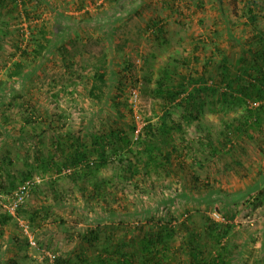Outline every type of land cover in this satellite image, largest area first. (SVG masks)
Here are the masks:
<instances>
[{
  "label": "rangeland",
  "instance_id": "1",
  "mask_svg": "<svg viewBox=\"0 0 264 264\" xmlns=\"http://www.w3.org/2000/svg\"><path fill=\"white\" fill-rule=\"evenodd\" d=\"M249 2L17 0L15 7L14 0H0V97L6 94L0 104V197L7 205L3 208L9 210L19 191L27 192L20 217L15 211L0 235V254L12 255L14 239L22 242L27 236L30 246L22 252L23 264H46L45 256L54 252L68 253L75 262L78 234L93 223L101 220L102 242L110 233L116 241L128 240L129 229L148 213L168 217L162 209L166 206L178 214L190 208L191 221L200 229L207 216L231 224L229 245L245 239L250 261H264V195L259 191L264 181V134L249 129L253 137L244 133L243 146L228 145L218 154H212L210 146L223 138L226 124L244 122L256 104H228L220 95H206L199 119L192 120L180 99L165 104L156 92L162 73L173 64L197 77L207 60L209 69L218 65L222 53L236 65L243 47L233 45L231 38H250L264 30V16L255 28L248 24ZM43 30L56 45L37 59L22 54L26 44L31 48L36 40L46 42ZM103 54L109 61L107 80L92 94ZM20 59L24 74L12 77ZM32 70L23 86L24 75ZM131 88L137 90V99ZM165 109L176 125L172 141L192 164L183 174L185 183L173 172L163 177L154 168L151 180L127 179L124 158L133 154L126 149L115 152L109 145L108 163L94 175L107 180L105 192L89 196L92 177H82L83 168L64 163L75 143L90 144L92 134L104 137L111 130L135 141L139 130L131 125L140 129L155 122ZM96 148H87L92 151L83 165L89 172L99 160ZM109 207L117 209L118 216L109 213ZM183 236L184 232L176 235L174 248ZM85 250L95 255L100 247Z\"/></svg>",
  "mask_w": 264,
  "mask_h": 264
},
{
  "label": "trees",
  "instance_id": "2",
  "mask_svg": "<svg viewBox=\"0 0 264 264\" xmlns=\"http://www.w3.org/2000/svg\"><path fill=\"white\" fill-rule=\"evenodd\" d=\"M14 2L15 7H18L19 2L17 3V0ZM247 10L249 13L248 24L255 28L260 17L264 16V0H250ZM44 33L45 30L41 35L46 40L45 43L36 40L37 44L31 48L26 44L20 52L24 55L31 54L33 59H37L43 55L44 50H50L56 44L47 39ZM253 35V37L245 39L231 38L233 45L243 47V56L234 66L230 63L228 56L222 53L218 65L214 68L209 69L205 66L210 63V60H207L206 64L203 65L205 71L199 77L185 71L184 66L182 72L181 70L178 71L177 66L173 64L165 69L159 79L156 88L158 95L164 99L165 104L180 99L185 103L188 119H199V114L205 107L206 95H220L222 101L228 104L236 100L244 105L251 102L256 104L249 108L244 122L237 126H233L231 123L226 124L222 131L223 138L218 141L219 143H210L212 154H218L224 150L223 147L228 145L243 146L240 140L243 139L244 133L253 137L249 129H257L259 133L264 134V30L257 31ZM194 58L198 59V56H194ZM112 61L114 64V59ZM186 63L188 64V62ZM15 66L11 76L19 78L24 74V60L20 59L15 62ZM108 67L109 61L106 59V54H103L101 62L98 63L94 72V79L97 83L90 90L92 94H95V90L100 88L98 83L106 82ZM127 67L129 65L125 68ZM186 68L190 69L189 67ZM32 73L33 70L24 75L23 86L30 79ZM5 95L0 97V104L5 100L3 99ZM175 126L174 123L170 122L169 111L165 109L157 121H149L142 125L135 141H132L127 135L123 136L118 130H111L104 137L92 134L90 144L75 143V147L66 155L64 163H66V167L83 168L81 170L82 177H92V188L89 190L91 197L102 196L105 192L107 180H98L97 176L94 175L101 169V166L108 163L109 145L112 146L110 149L115 152L126 149V152L133 154L124 158L126 161L124 177L127 179L132 180L137 176H143L144 179L151 180V169L154 168L163 177H170L169 174L173 172V175L184 184L186 177L183 174L190 170L192 164L183 159L182 155L185 153L183 150H179V146L172 141ZM131 129L137 130L136 124H132ZM134 142L136 145L132 147ZM88 145L96 146L99 153V160L93 164L94 167L92 166L91 172L87 170V166L83 165V163L89 162L87 155L92 151L87 150ZM134 147L139 150H134ZM11 185L13 187L16 183L13 182ZM84 188V185L80 187L82 194H84ZM260 188L259 191L264 195V181ZM54 194L57 192L54 191ZM171 199L175 204L174 197ZM162 209L166 210L168 217L158 215L155 217V212L152 214L149 211L150 213L143 216L144 220L143 218L140 219L132 229H129L131 232L128 240L116 241L115 236L110 233L102 242V229L104 228L101 226V220L98 223H93L89 229L78 234L80 250L75 253V262L70 260L68 253L57 255L54 252L45 256V263L49 264L51 261V264H73L77 262V264H233L236 262L233 260L237 259L238 262L235 264H264V261L259 257L250 261L244 252L246 246L244 247L243 243L247 242L244 241L245 239L236 242L234 246L229 245L230 231L233 228L231 224H224L207 216L204 227L200 229L191 221L193 216L190 208L186 209L184 213L179 212V214L169 210L166 206ZM22 210L21 204L15 210L19 217ZM107 210L116 217L117 209L109 207ZM224 214L227 216V213ZM234 216L235 212L232 213L231 218ZM13 218L14 214L4 209L0 203V235L4 234ZM180 232H184V236L179 242V246L174 248L173 241ZM14 242L16 243L14 247L16 251L7 257L4 256V252L1 253L0 264H23V259L26 256L22 252L27 251L30 246L29 239L25 236L24 241L20 242L16 238ZM93 246L100 247V252L95 255L86 254L85 249H90Z\"/></svg>",
  "mask_w": 264,
  "mask_h": 264
},
{
  "label": "built area",
  "instance_id": "3",
  "mask_svg": "<svg viewBox=\"0 0 264 264\" xmlns=\"http://www.w3.org/2000/svg\"><path fill=\"white\" fill-rule=\"evenodd\" d=\"M131 94H132V96H133L135 99H137V97H138V92H137L136 89L132 88V90H131ZM138 118H141V116H140L139 114H136V119H137V121H139ZM137 129L139 130V128H137ZM16 196H17V198L15 199L14 204H13L11 207H9V210H8V211L11 212L12 214L15 213V210H16V208L18 207V205H20V204L23 202L24 198L27 196V192H25L24 190H21V191H19V192L16 194ZM4 201H5V199H3L2 197H0V203H1V205H2L3 207H6L7 205H6V203H5ZM215 214H216V213H215Z\"/></svg>",
  "mask_w": 264,
  "mask_h": 264
}]
</instances>
